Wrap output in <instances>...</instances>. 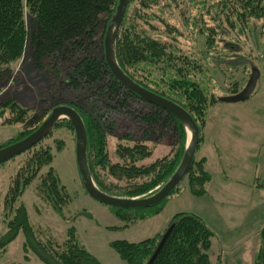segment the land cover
Masks as SVG:
<instances>
[{
  "label": "trees",
  "instance_id": "trees-1",
  "mask_svg": "<svg viewBox=\"0 0 264 264\" xmlns=\"http://www.w3.org/2000/svg\"><path fill=\"white\" fill-rule=\"evenodd\" d=\"M159 1H128L117 34L115 56L121 69L135 82L187 110L199 127L200 141L209 108L218 102L217 97L209 91L210 86H205L204 75L208 73L209 67L207 51L214 49L215 36L223 30V25L232 29L237 26L235 29L240 33L248 28L252 34L254 26L260 30L264 23L256 22L264 20V0H213L210 3L208 0H198L196 4L200 5L199 15L193 18L192 23L199 36L205 37L200 53L178 46L177 37L181 35L178 26L169 24L152 10L158 6ZM190 1L195 3L194 0ZM117 2L0 0V83L5 76V69L1 67L19 60L29 42L34 67L45 69L54 83L58 84V92L53 95L55 102L48 111H42L39 115L28 117L30 108L21 106L12 98L6 100L5 107L16 115L14 121L25 123L26 127L16 132H6L0 137V148L33 132L54 106L68 105L79 113L85 125L87 164L95 185L113 196L142 197L156 191L174 172L185 150L187 131L170 112L141 98L114 77L104 58L105 30L101 36L102 53L91 54L92 47L96 48L95 37L99 25L103 20L107 24L116 10ZM169 3L165 2L159 8L169 6ZM101 15L104 17L101 18ZM204 15L212 21L211 25L203 22ZM153 19L162 22V31L152 24ZM153 33H165L168 38L161 39L153 36ZM228 46L229 50L231 48L230 54L237 55L243 48L239 44L238 50ZM235 91L233 89L231 92ZM125 122H129V125L125 126ZM64 125L73 130L66 118L60 119L53 128ZM171 130L176 136L173 145L170 144L171 148L163 156L146 163L152 157L154 148L141 139ZM111 135L130 140L139 135L141 139H136L132 144H117L115 153L118 160L112 161L107 150V138ZM44 138L0 164L1 167L15 157L24 155L10 182L8 194L11 197L5 201L7 206L4 204L6 215L9 212L12 215H2L5 231L0 235V257L7 251L8 244L22 232L25 238L23 249L30 247L44 264H101L75 239L73 230H69L60 242L52 239L42 241L38 231L32 229L25 206L19 203L12 209L17 197L37 180L38 194L56 213L63 216L66 192L51 166V149L41 144ZM42 167L47 169L40 172ZM101 171L111 179L123 181L125 184L121 190L118 191V185L113 182H104ZM184 178H187L189 189L194 195L207 192L212 173L207 168L206 158L202 156L196 159L194 156ZM178 190L179 185L162 201L149 206L111 207L127 226L128 223H136L158 214L164 201ZM170 224L174 226L152 264L225 262V257L220 253L222 248L213 246L214 233L199 216L187 211L176 212L167 227ZM162 234L135 242L115 240L110 246L125 264H146ZM258 238L252 264H264V226L259 230Z\"/></svg>",
  "mask_w": 264,
  "mask_h": 264
},
{
  "label": "rangeland",
  "instance_id": "rangeland-1",
  "mask_svg": "<svg viewBox=\"0 0 264 264\" xmlns=\"http://www.w3.org/2000/svg\"><path fill=\"white\" fill-rule=\"evenodd\" d=\"M167 1L170 2L169 6L159 8ZM194 1L195 3L190 0L176 2L161 0L152 10L169 24L178 26L181 32L177 37L178 46L187 51L200 53L199 49L204 45L205 37L199 36L192 23L193 18L199 15L200 8V5L196 4L199 3L198 0ZM103 17L104 15H101V18ZM205 21L207 25L212 24L207 15L203 16V22ZM151 22L159 30H163L162 22L157 19ZM261 22L264 23V20L259 19L256 23ZM105 26L103 20L95 37L96 48L92 47L91 54L102 53L101 36ZM224 26L229 28L228 25L221 26L223 30L215 36L214 49L207 51L209 67L208 73L204 75L206 88L210 86L209 91L216 97L229 95L233 89L240 90L245 85L250 67L257 66L260 76L254 92L247 99L234 103L218 101L209 108L195 153V158L200 159L209 140H213L220 149L219 159L218 157L213 159L208 155L210 166L207 165V168L212 173V179L207 186V192L194 195L189 189L187 178H183L179 184L180 190L164 201L163 208L158 214L125 226V222L114 213L111 206L93 199L86 193L75 160L74 132L65 125L58 126L52 128L41 144L51 149L53 153L51 166L65 188L68 202L66 201L63 206V216L56 213L38 194L37 180L25 188L12 208L17 207L19 203L25 206L28 220L32 229L38 231L40 240L52 239L60 242L67 236L69 230H73L75 239L101 264H125L110 246L112 241L124 239L135 242L161 234L176 212L189 210L188 212L199 216L214 233L213 246L221 247L220 253L225 257L222 264H252L259 242L258 232L264 226V144L258 146V150L255 148L257 141L264 140V131L259 130L260 127L264 128V25L256 32L257 49L248 28L244 33H240L235 29L237 26L229 30ZM152 35L161 39L168 38L165 33ZM228 44L235 49H238L234 47L238 44L242 46L239 55L230 54L231 48L229 50ZM243 55L247 58L242 60ZM1 68L5 69V76L0 83V111L2 110L0 137L8 131L16 132L26 127L25 123L15 122L16 115L5 107L4 103L8 98L30 108L27 113L29 117L48 111L55 102L53 95L58 92V84L54 83L45 69L34 67L29 42L26 43L19 60ZM247 120L252 123L250 131L249 125L242 126ZM125 123V126L129 125V122ZM175 138L172 130L143 139L135 135L131 140L111 135L107 138V150L110 159L116 161L117 144H132L136 139H141L154 148L152 157L145 161L149 163L156 157L166 154ZM23 158L24 155H20L0 167V235L5 231L2 215L6 217L12 215V212L6 215L4 204L11 197L8 194L10 182ZM46 169L42 167L40 172ZM101 174L104 182L117 184L118 191L125 184L123 181L107 177L103 171ZM84 211L90 213L91 217L77 215ZM24 239V234L19 232L0 257V264H44L30 247L23 249Z\"/></svg>",
  "mask_w": 264,
  "mask_h": 264
},
{
  "label": "water",
  "instance_id": "water-1",
  "mask_svg": "<svg viewBox=\"0 0 264 264\" xmlns=\"http://www.w3.org/2000/svg\"><path fill=\"white\" fill-rule=\"evenodd\" d=\"M128 1L129 0H118L116 10L106 24L103 38L104 58L114 77L123 86H125L127 89L134 92L141 98L154 103L170 112L182 123L186 131L189 133V139L187 140L181 160L171 176L156 191H154L150 195L142 197H117L100 190L95 185L87 164V135L83 120L75 109L65 104L54 106L33 132L16 142L1 147L0 164L38 143L52 130V128L60 119L66 118L73 128L75 136V160L78 173L83 188L85 189L86 193L93 199L109 206H149L162 201L175 189V187L180 184L184 176L191 168L199 141V127L197 126L189 112L182 106L138 84L132 78H130L119 66L115 56V43ZM253 34L256 39V27H254L253 29ZM259 76L260 71L258 67L252 66L250 69L249 77L242 89L233 94L219 96L217 97L218 101L234 103L247 99L254 92ZM77 215L91 217V214L85 211L79 212ZM173 226L174 224H170L165 229L146 264L153 263L163 244L165 243L168 235L170 234Z\"/></svg>",
  "mask_w": 264,
  "mask_h": 264
},
{
  "label": "crops",
  "instance_id": "crops-1",
  "mask_svg": "<svg viewBox=\"0 0 264 264\" xmlns=\"http://www.w3.org/2000/svg\"><path fill=\"white\" fill-rule=\"evenodd\" d=\"M246 126V125H249V131L252 129L250 126L252 125V123L250 122V121H244L243 122V124H242V126ZM237 129V128H236ZM259 130H261L260 132H262V131H264V128L263 127H260V129ZM262 144H264V140H260V141H257V144H256V146H255V148H256V150H258L257 148H258V146H260V145H262ZM217 148V149H216ZM215 151V153H214V151ZM220 149H219V147H218V145L217 144H215V142L212 140H209V143H208V145L206 146V148L202 151V156H204L205 158H206V165H209V163H210V159H209V156L211 157V158H213V159H215L216 157H218V159H219V157H220ZM209 155V156H208ZM210 166V165H209ZM263 184H264V182H263ZM257 186H258V183H257ZM184 211H186V210H184ZM189 210H187V212H188Z\"/></svg>",
  "mask_w": 264,
  "mask_h": 264
},
{
  "label": "flooded vegetation",
  "instance_id": "flooded-vegetation-1",
  "mask_svg": "<svg viewBox=\"0 0 264 264\" xmlns=\"http://www.w3.org/2000/svg\"><path fill=\"white\" fill-rule=\"evenodd\" d=\"M254 27H256V26H254ZM254 27H253V29H254ZM256 32H257V28H256ZM252 38L254 39V45H255V47H256V49L258 48V46H257V41H256V39H255V37H254V34H253V30H252ZM228 45H230V44H228ZM231 47V46H230ZM236 47L238 48V49H240L237 45H236ZM238 49H236V50H238ZM243 59V58H242ZM250 69H251V67H250ZM249 77V76H248ZM248 79V78H247ZM242 89V88H241ZM239 91V89L237 90V91H235V92H230L231 94H233V93H236V92H238Z\"/></svg>",
  "mask_w": 264,
  "mask_h": 264
}]
</instances>
